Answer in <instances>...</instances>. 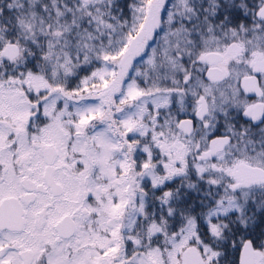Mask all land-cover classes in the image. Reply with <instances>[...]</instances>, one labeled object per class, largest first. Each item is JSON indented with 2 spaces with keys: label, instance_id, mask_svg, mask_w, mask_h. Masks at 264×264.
I'll return each mask as SVG.
<instances>
[{
  "label": "snow or ice",
  "instance_id": "6c2138e0",
  "mask_svg": "<svg viewBox=\"0 0 264 264\" xmlns=\"http://www.w3.org/2000/svg\"><path fill=\"white\" fill-rule=\"evenodd\" d=\"M0 264H264V0H0Z\"/></svg>",
  "mask_w": 264,
  "mask_h": 264
}]
</instances>
